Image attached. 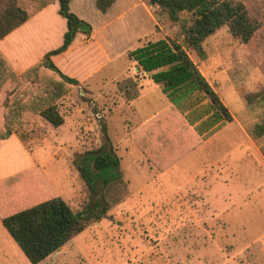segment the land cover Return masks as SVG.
I'll return each instance as SVG.
<instances>
[{"label": "rangeland", "instance_id": "rangeland-1", "mask_svg": "<svg viewBox=\"0 0 264 264\" xmlns=\"http://www.w3.org/2000/svg\"><path fill=\"white\" fill-rule=\"evenodd\" d=\"M147 1L117 0L106 18L95 0H76L75 13L109 28L110 61L58 100L63 125L35 115L23 127L21 140L43 173L36 200L58 195L77 212L110 203L100 221L39 264H264V136L254 133L264 122V0H243L262 23L249 43L223 26L203 42L204 57L191 52L233 121L207 136L191 125L193 149L168 167L144 154L135 137L171 100L128 51L178 30L157 31ZM100 147L121 158L123 180L109 190L99 182L91 193L74 161ZM8 235L0 223V264H32Z\"/></svg>", "mask_w": 264, "mask_h": 264}, {"label": "trees", "instance_id": "trees-1", "mask_svg": "<svg viewBox=\"0 0 264 264\" xmlns=\"http://www.w3.org/2000/svg\"><path fill=\"white\" fill-rule=\"evenodd\" d=\"M115 1L96 0V7L106 13ZM70 2L0 0V44L5 42L4 48L9 53L15 48L12 43H29L34 49L29 55L32 62L41 49L39 40L52 33L49 41L53 43L56 32L63 30L61 41L48 49L41 59L24 68L23 64H18L23 68L19 73L0 48V150H13L21 155L20 146L10 138L14 133L21 140L23 127L35 115L54 127L65 122L58 100L72 87L81 86V82L68 75L54 58L67 52L78 34L90 38L93 32L92 24L73 12ZM147 3L158 19L156 30L161 28L160 25L177 26L176 36L147 41L129 50L128 57L136 61L139 70L150 74L174 107L140 129L136 143L157 165L168 167L193 149L196 142L191 125H196L199 135L207 136L233 121L232 113L193 60L191 52L204 57L203 42L223 26H228L240 41L249 43L262 23L251 14L243 0H148ZM184 13L190 15L189 20L183 19ZM18 30L19 37L8 41ZM101 60L97 56L93 62L97 64ZM248 101H251L249 96ZM200 102L202 107L193 109ZM187 108L191 115L186 116V120L183 113ZM254 133L256 137L264 136V122L256 124ZM20 158L8 159L0 152V169L10 170L18 164L25 166L27 160ZM74 164L91 193L98 191L99 182L103 189L109 190L123 180L121 158L101 147L87 151ZM40 179L35 168L0 178L2 225L32 264L42 262L61 249L90 225L100 221L110 209L105 198L81 212L74 211L58 195L38 201ZM34 198L33 203L26 204L25 200Z\"/></svg>", "mask_w": 264, "mask_h": 264}, {"label": "crops", "instance_id": "crops-1", "mask_svg": "<svg viewBox=\"0 0 264 264\" xmlns=\"http://www.w3.org/2000/svg\"><path fill=\"white\" fill-rule=\"evenodd\" d=\"M75 2H76V0H71V2H70V7H71L72 11L74 10ZM116 2H117V0L114 2L112 7L106 13L101 12L98 8L97 9L102 14H104L106 16V18H107V15L109 14L110 10L115 6ZM144 3L145 2H143V4ZM95 4H96V0H95ZM145 7H146V5H145ZM146 10H148V12L146 11L147 14H148L150 12V9H148V7H146ZM77 15L80 18L84 19V17H83L84 15L83 14L78 13ZM85 20L88 21L87 19H85ZM104 22H105V20H104ZM92 26H93V32H92V35H91L90 38H87L83 34H78L74 44L70 47V49L67 52H65L64 54L54 58V60L57 62V64H59V66L68 75L78 78L80 80V82H81V85L84 84L86 81H89L90 78L92 77V75H94L97 71H99L102 68H104L108 64V62L110 61V57L107 54V50H106L107 43L103 40L106 37V34H107V33H105V31L107 29H109V28H107L105 30L104 23H103V25L100 28L96 27L94 24H92ZM62 32H63V30H60V31L56 32V39L53 40V43H50V41H49V40H51L50 37L52 36V33L50 34V37H43L44 40L43 39L39 40V42L41 43V49L39 50L38 57L36 59L32 60V62H35L36 60L41 59L42 55L48 49L53 48L54 46H56L61 41ZM98 32H99V34H98ZM18 33H19V30L14 32V33H12L10 35V37L8 38V41L13 40L15 37H19L17 35ZM100 33H102V34H100ZM2 44L3 45L0 44V48H1L2 52L6 56L7 60L11 63L13 68H15V70H17L18 73L26 65H29L30 63H32L29 60V57H30L29 55H30L31 51L34 50V49L29 43H26V42H24L23 44H20V42H17L16 44L12 43V45H14V47H15L14 50H12V53H9L8 50H5V48H4L5 42L2 43ZM17 52H19V53L17 55H14ZM97 56H98V58H102V60H101V62H98L97 64H95L93 61L95 60V57H97ZM17 60H18V62H17ZM131 60H133V59H131ZM18 64H23V66H22L23 68L19 67ZM18 68H20V69H18ZM137 69H138V67H137ZM139 71H141V70H139ZM145 76H146L145 80L148 79L151 83H155L152 80L150 74L145 73ZM155 88L156 89H162L161 86L159 84H156V83H155ZM142 94L143 93L141 91V93L138 94V95H142ZM137 96H135V97H137ZM171 107H174L172 102L168 106V108H171ZM155 118H156V116H154L150 120H147L146 122H144V124L141 125L140 129H142L145 126H147ZM138 131H137V135H138ZM137 135L135 137H137ZM10 141L16 142L18 144V146H20L21 151H19V152L21 153V155L17 151H13V150L10 151V152L3 151V148H1V150H0L1 154L3 156H7L8 159H10V157L12 159H14V160L17 159V158H20V157L24 158L25 160H27V163H26L25 166H22V164H18L16 162V164H18V166H16L15 168H11L10 170H1L0 169V178L8 176V175H11V174L15 173L16 171H20V170H23V169H26V168H29V169L30 168H35V169L40 171L38 165L35 163L32 155H31V152L26 149V147L24 146L23 142L18 138V136L16 134L13 133V136L10 138ZM203 146L204 145H201L200 148L202 149ZM14 160H12V163H13ZM0 164H2L1 161H0ZM40 173L43 174L42 172H40ZM180 181H183V179L179 180V181L177 179L178 183ZM0 223L2 224L1 219H0ZM8 234H9V232H8ZM11 238H12V236H11ZM11 240H12L13 244H15V245L17 244L13 238ZM59 250H61V249H59ZM51 256L52 255H50L49 257H51Z\"/></svg>", "mask_w": 264, "mask_h": 264}]
</instances>
